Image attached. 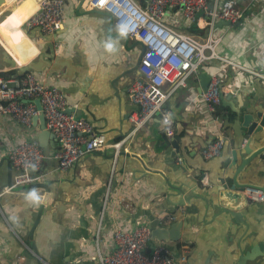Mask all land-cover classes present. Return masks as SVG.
Masks as SVG:
<instances>
[{
  "label": "crops",
  "instance_id": "crops-1",
  "mask_svg": "<svg viewBox=\"0 0 264 264\" xmlns=\"http://www.w3.org/2000/svg\"><path fill=\"white\" fill-rule=\"evenodd\" d=\"M39 1L0 0V67H4L6 57L25 65L40 54L44 46L41 33L28 28ZM64 1L63 28L55 42L56 58L53 62L67 59L71 62L70 70L74 71L70 77L67 68L59 73L46 71L38 74L40 81L57 87L68 100L67 113L92 123L96 134L104 135L111 143L124 139L126 143L116 163L113 152L87 153L62 175L58 173V144L55 140L45 162L51 191L21 190L2 195L4 187L16 174L6 161L9 152L26 141L38 143L41 123L33 121L31 127H25L11 116L0 115V237L5 235L2 237L7 253L21 252L23 245L25 261L22 264H37L36 253L48 264H63L65 255L77 253L74 249L66 251L65 245L70 242L67 234L80 228V219L84 216L92 240L91 243L80 242L82 249L87 248L88 255L79 261L98 264L100 254L109 255L116 248L113 240L115 225L127 230H134L141 224L148 225L150 218L146 213L150 211L153 217L173 213L176 221L190 218L191 228L182 233L184 239L175 246L167 243L177 259L185 257L182 264H264V201L252 204L251 212L243 216L246 227L237 225L232 218L219 216L217 210L197 200L178 207L181 196L188 193L210 199L216 175L213 171L202 173L195 168L190 170L192 172H181L177 166L165 162L164 152L161 156L155 154L160 133L166 131L169 137L174 135L187 154L196 155L195 159L203 158L202 151L217 139H224L222 153L226 159L231 157L238 146L234 129L240 120L238 111L248 108V93H256L253 85L257 79L264 90V81L248 72L254 70L264 74V0H235L246 10L243 20L237 25L216 23L212 29H201L202 33L190 31L193 25L180 9L167 8L163 17L167 26L201 40L211 34L218 41L216 55L192 76L187 88H180L172 95L164 112L137 135H132L133 125L129 121L135 106L129 98L128 88L139 77L145 50L143 44L123 34L110 13L92 10L90 0ZM132 1L142 8H146L149 2ZM209 1L212 5L215 0ZM11 71L17 74V70L2 72ZM201 72L220 80L222 98L215 114L210 113L200 100ZM177 130H180L178 136L175 134ZM253 149L256 150L257 145ZM243 158L240 157L238 165ZM140 159L147 167L163 171L171 185L181 189L183 195L173 191L160 175L146 172ZM244 173L243 180L250 179L251 183L264 187V159L256 168ZM205 177L207 179L203 182ZM115 181L118 186L111 191ZM104 185H109L108 207L117 208V212L112 209L110 225L94 219L89 206L72 224L78 195L81 194V199L82 195L88 196ZM43 195L48 198V205L41 203L40 196ZM137 212H141L142 217L133 228L131 218ZM11 234L16 235L22 245L16 246ZM20 259L16 255L10 260L0 259V264H20ZM177 264L181 263L178 261Z\"/></svg>",
  "mask_w": 264,
  "mask_h": 264
},
{
  "label": "built area",
  "instance_id": "built-area-1",
  "mask_svg": "<svg viewBox=\"0 0 264 264\" xmlns=\"http://www.w3.org/2000/svg\"><path fill=\"white\" fill-rule=\"evenodd\" d=\"M89 7L110 13L123 34L144 46L139 77L128 88L129 98L135 106L129 116L133 125L132 135L139 134L163 113L172 95L180 88H187L192 76L216 55L218 41L211 34L201 40L167 26L163 22L167 8L180 9L190 25L197 24L204 30L212 29L219 22L236 25L243 20L246 11L235 0H215L212 5L209 0H149L146 8L137 6L132 0H90ZM64 8V0H40L35 14L29 19L28 28L41 29L46 35L55 34L63 28ZM248 72L264 81V74L260 71ZM221 98L220 80L212 78L207 93L202 94L200 100L210 113L215 114ZM38 100L46 128L58 144L59 174H66L87 153L113 152L116 163L126 140L111 143L104 135L94 132L92 123L67 113L68 100L57 87L43 84L37 73L15 80L0 77V115L11 116L18 124L31 127L34 117L40 114L35 104ZM224 145V139L215 140L205 147L202 157L205 160L219 157ZM48 159L44 150L33 141L12 148L9 160L16 174L12 185L4 187L2 195L15 193L32 184L50 182L45 172ZM245 195L252 204L264 201L262 191L247 189ZM40 199L44 205L50 203L44 195ZM108 199L109 191L104 199L105 205ZM176 219L173 213H162L158 222L160 226H167ZM113 240L115 250L109 255L100 254L98 264H177L178 261L182 264L186 261L185 257L177 259L166 242H156L151 247V230L147 224H141L134 230L123 229L116 224ZM148 249H151L150 253H147ZM23 261L25 257L19 263Z\"/></svg>",
  "mask_w": 264,
  "mask_h": 264
},
{
  "label": "water",
  "instance_id": "water-1",
  "mask_svg": "<svg viewBox=\"0 0 264 264\" xmlns=\"http://www.w3.org/2000/svg\"><path fill=\"white\" fill-rule=\"evenodd\" d=\"M222 2L225 0H221ZM220 25H231L229 22H219ZM237 25V24H236ZM41 33V40L44 42V46L40 49V54L38 55L36 60H31L25 65L20 64L14 59H10L6 57L3 59L4 67H0V72L4 70H17V74L13 76V79H18L29 73H37L43 74L46 71H52V73H59L62 69L67 68L68 73L72 74L74 69L70 70L71 62L67 59H60L56 62H53L56 58V49L55 42L58 40L60 31H57L55 34H50L45 36L41 29H36ZM194 33H200L202 30L199 29L197 24H194L191 27V30ZM202 33V32H201ZM72 68V67H71ZM212 81V76L207 72H201L199 75V85L200 94L207 93L209 86ZM256 93L250 92V101L247 109L243 111H238L239 121H237L234 125V129L238 135V146L234 148L231 153V157L227 158L221 153L219 158H213L211 161H206L201 157L196 158V155L192 153L187 154L182 148L181 145L174 139V135L169 137L166 131L160 133V139L158 142V148L155 150V154L161 156L164 152V159L167 164L170 166H174L179 169L181 172H186L193 170V168L200 170L202 173H209L211 171L216 175V182H213V186L211 188L210 199H206L204 196H201L196 193H188L183 195L181 189L174 187L170 183L169 177L161 170L156 168H149L145 165L142 159H140L144 170L149 173H154L160 175L164 181L169 185V187L183 196L182 199L177 204L178 207H184L185 205H189L192 200H197L204 203L208 208H212L217 210V214L219 216H224L227 219H233V221L237 225H244L246 227V221L243 219V216L249 214L252 210V203L247 199L245 192L247 189L262 191L264 192V187L259 185H255L250 182V179L243 180L242 174L244 171L248 172L251 168H256L261 159H264V90L261 89L260 80L257 79L253 85ZM252 93V94H251ZM38 111L40 114L34 117L33 121L35 123H41V131L38 133V144L44 150V153L47 157L50 156V146L51 143L55 141L54 135L49 132L46 128L45 116L42 111V106L40 101H35ZM160 115H157L159 117ZM180 130L176 131V135L179 134ZM250 139V140H249ZM246 141V143H245ZM249 141V142H248ZM243 149L240 150L242 144ZM254 145H257V149L254 150ZM243 155V156H241ZM137 156L138 155H134ZM140 157V156H139ZM138 157V158H139ZM240 157L242 162L239 163ZM195 160L194 162H192ZM9 168L12 170V164L10 160H6ZM191 168V169H190ZM192 172V171H190ZM246 176V173H244ZM249 178V177H248ZM70 184H73L70 183ZM12 185V179L8 181V186ZM118 186V182L115 181L114 188L111 191H114ZM34 189L51 191V184H32L21 189L19 191H31ZM109 191V185H104L99 189L88 194V196L78 195L79 201H77L75 213L76 215L72 216L71 223L75 224L80 212H83L89 206L93 213L94 219L97 221L103 220L107 225L111 223L112 209H116L114 206L112 209L109 208V204L105 205L104 199ZM77 195V194H76ZM113 209V210H114ZM150 211H147L146 215L150 218L148 227L151 230V241L150 246L154 247L156 242H166L170 244H177L182 237V233L191 228L190 218L174 222L169 228L166 226H160L158 222V216H150ZM78 215V216H77ZM131 222L132 227H136V221L142 217L141 212H137L133 215ZM88 223L85 220L84 216L80 219V228H76L72 231H69L67 234L69 243H66V251L69 249L76 250V254L74 255H65L63 258V264H84L81 263L82 258L87 257V253L85 252L87 248L82 249L80 242L91 241V233L90 229H88ZM5 237V235H2ZM0 237V259H12L16 255H19L21 258L25 255V249L19 241V239L11 234V237L15 240L16 246L21 243V252L18 251L15 254L7 253V249L5 243L3 242V237ZM246 236V234H245ZM18 239H16V238ZM91 243V242H89ZM173 246V245H172ZM170 249L171 246L169 245ZM176 248V247H174ZM264 248V245H263ZM151 249L147 250V253H150ZM243 254V253H242ZM37 256V264H44V259H41L40 256L36 253ZM244 256L241 258V262L243 261ZM44 262V263H43ZM7 264H15V263H7ZM55 264V263H54ZM96 264V263H91ZM243 264V263H241Z\"/></svg>",
  "mask_w": 264,
  "mask_h": 264
},
{
  "label": "trees",
  "instance_id": "trees-1",
  "mask_svg": "<svg viewBox=\"0 0 264 264\" xmlns=\"http://www.w3.org/2000/svg\"><path fill=\"white\" fill-rule=\"evenodd\" d=\"M14 74L16 75V72L15 71H11V72H0V77H3L5 79H11L14 76Z\"/></svg>",
  "mask_w": 264,
  "mask_h": 264
}]
</instances>
